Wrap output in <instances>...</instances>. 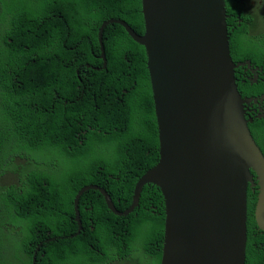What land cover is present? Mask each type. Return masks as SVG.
<instances>
[{"label":"trees","instance_id":"trees-1","mask_svg":"<svg viewBox=\"0 0 264 264\" xmlns=\"http://www.w3.org/2000/svg\"><path fill=\"white\" fill-rule=\"evenodd\" d=\"M11 1L0 0V24L10 25L0 33L7 46L0 45V164L13 163L14 177L0 182V209L5 224L23 233L13 245L17 260L5 264H34L39 245L36 264H114V253L133 262L137 248L128 252L135 242L149 257L146 264H161L165 208L157 186L143 190L128 217L108 211L100 192L85 194L78 206L83 231L73 238L80 230L74 201L81 190L104 189L124 212L137 182L159 160L144 47L121 25L110 24L103 35L106 69L85 65L103 66V22L121 20L143 34L140 0ZM225 1L234 63L251 61L260 70L256 81L243 77L245 68L236 70L239 92L243 99L260 98L264 0ZM146 109L152 123L138 126ZM81 121L92 126L86 134L76 131ZM111 125L117 133L110 134ZM249 131L264 153V120H253ZM256 199L248 193V211ZM255 233L247 223L245 264H264V234Z\"/></svg>","mask_w":264,"mask_h":264},{"label":"water","instance_id":"water-1","mask_svg":"<svg viewBox=\"0 0 264 264\" xmlns=\"http://www.w3.org/2000/svg\"><path fill=\"white\" fill-rule=\"evenodd\" d=\"M140 5L142 35L121 20H109L98 38L103 68L108 25L123 26L144 47L159 160L137 182L124 212L100 187L78 193L74 212L80 230L73 238L83 231L78 206L85 194L100 192L108 211L127 217L143 190L157 186L165 208L161 264H245L248 188H257L255 218L264 233V155L249 133L246 108L260 106L264 97L243 99L238 90L235 70L245 63L235 64L231 56L226 1L140 0Z\"/></svg>","mask_w":264,"mask_h":264},{"label":"flooded vegetation","instance_id":"flooded-vegetation-1","mask_svg":"<svg viewBox=\"0 0 264 264\" xmlns=\"http://www.w3.org/2000/svg\"><path fill=\"white\" fill-rule=\"evenodd\" d=\"M236 23H240L239 21H236ZM10 25L8 24L7 26L5 25H1L0 24V33H3L6 30H9ZM4 38V37H3ZM6 41V39H5ZM0 45H2L3 47L7 48L5 43H2L0 41ZM87 66V64H85ZM84 65H80V67H83ZM258 68V67H255ZM106 68H102L101 70H105ZM258 76V73L249 71V72H245L244 70V74L243 77L246 79H252L255 80L256 77ZM261 98V97H260ZM258 98V99H260ZM256 99V98H253ZM248 113H247V117L248 118H256V117H261L264 120V103L260 106L257 105H252L251 107H248L247 109ZM90 128V127H89ZM102 132V130L100 131ZM85 134V133H84ZM16 161L20 162L21 161V157H16ZM14 164L10 163V161L8 160L7 162L0 164V182H3L5 180H8L12 177H14V174L12 173V171L14 170ZM16 182V181H15ZM2 183H0V187H1ZM257 188L251 190V195H256L255 191ZM1 192V190H0ZM247 200H248V192H247ZM256 203H257V199H256ZM256 203L255 205H253V209L252 211H248L247 208V221H246V227H247V223H249L253 229H255L256 233L255 236L257 237L258 235L264 234L263 232H261V230L258 228L257 223H256V218H255V209H256ZM5 220H6V216L4 213L3 209H0V264H5L6 262L10 261V260H17V255H15V250L13 245L18 242L22 236L23 231H17V227H12L9 225L5 224ZM263 245V244H261ZM126 247V249L128 250V247L125 243V245L123 246V248ZM135 257L133 259V262H128L126 257H122L119 254L114 253L113 256L115 257V261L114 264H146L149 261V257L146 256H142V253L140 251L141 246L138 244V242L134 243V249L131 252H128L129 255H131V253L135 250ZM143 257V260L141 263H139V258Z\"/></svg>","mask_w":264,"mask_h":264},{"label":"clouds","instance_id":"clouds-1","mask_svg":"<svg viewBox=\"0 0 264 264\" xmlns=\"http://www.w3.org/2000/svg\"><path fill=\"white\" fill-rule=\"evenodd\" d=\"M143 19V18H142ZM230 18L228 17V20H229ZM236 21H239L240 23H237V24H239V26H240V24L242 23L238 18H237V20ZM106 22V21H105ZM124 22V21H123ZM228 22V21H227ZM104 23V22H103ZM103 23H102V25H103ZM126 23V22H125ZM236 23V22H235ZM113 24H116V23H113ZM127 24V23H126ZM101 25V26H102ZM129 26V25H128ZM232 28H233V32L235 31V27H233V25H230ZM123 27V26H122ZM101 28V27H100ZM237 28V27H236ZM100 30V29H99ZM143 31H144V29H143ZM228 31H229V24H228ZM105 32V31H104ZM99 34V33H98ZM231 36V34H230V32H229V37ZM130 37V36H129ZM99 39V38H98ZM135 43V42H134ZM104 45V44H103ZM105 50V49H104ZM230 50H231V48H230ZM100 51H101V49H100ZM105 56H106V54H105ZM100 58H101V55H100ZM102 60V59H101ZM103 61V60H102ZM248 62H250L251 63V61H246V62H241V63H245V66L244 67H241V68H239V69H242V68H245V72L246 71H252V69H253V72H256V73H258L260 70H259V68H255V66H253L252 65V63H251V66H248ZM236 64V63H235ZM238 64V63H237ZM103 66H104V61H103ZM103 66H102V68H103ZM106 67H107V59H106ZM86 68H89V69H92V71H102L101 69L102 68H95V67H92V66H90V64H87V66H86ZM96 69H99V70H96ZM238 70V69H237ZM149 73V72H148ZM235 76H236V70H235ZM257 78H258V76L256 77V79L255 80H253V81H256L257 80ZM149 81H150V77H149ZM81 82H82V80H81ZM138 84H137V82L136 81H134L133 82V86L134 87H136ZM150 85H151V82H150ZM239 90V89H238ZM152 91V90H151ZM125 94H128L129 92L127 91V90H124L123 91ZM241 94V93H240ZM264 97V95H262V97L261 98H263ZM260 98V99H261ZM251 99H253V98H251ZM256 99H258V98H256ZM152 101H153V99H152ZM120 103H123V101H120ZM154 104V103H153ZM263 104V103H262ZM261 104V105H262ZM252 105H249L248 107H251ZM258 106V105H257ZM248 107L246 108V113H248V111H247V109H248ZM148 109H146L144 112H141V114H140V116H139V124H138V126H142V125H144V124H147L148 126H150L151 125V123H152V118H151V112H150V110H148ZM154 117H155V123H156V116H155V111H154ZM260 118V119H259ZM246 119H247V121H252L251 122V124H248V130H249V126H251L252 125V123H253V120H262V118L261 117H256V118H248L247 117V114H246ZM76 124H77V129H76V131L78 132V134H86L89 130H91L92 129V126L91 125H88L87 123H85V122H76ZM90 127V128H89ZM156 127H157V123H156ZM86 128V129H85ZM109 128H111V129H113V130H115V131H111L110 130V134H113V133H117L118 132V129L117 128H115V126L114 125H111V126H109ZM100 133H103V131L102 132H100ZM249 133H250V131H249ZM104 134H108L106 131H104ZM157 135H158V130H157ZM250 135H251V133H250ZM253 139V138H252ZM253 140H255V139H253ZM256 142V141H255ZM257 144V143H256ZM158 146H159V139H158ZM259 147V146H258ZM70 148V147H69ZM260 148V147H259ZM261 150V149H260ZM262 152V151H261ZM263 153V152H262ZM263 155H264V153H263ZM157 165V164H156ZM141 179V178H140ZM96 187V186H95ZM154 187V186H153ZM87 188V187H86ZM82 191V190H81ZM80 191V192H81ZM251 190H249V188L247 189V192L249 193ZM251 193V192H250ZM255 193H256V195L258 196V192H257V189H256V191H255ZM82 200V199H81ZM132 201H133V199H132ZM246 202H247V193H246ZM107 203V202H106ZM114 204V203H113ZM132 205V204H131ZM130 205V206H131ZM139 205H140V203H139ZM115 206V205H114ZM139 207V206H138ZM137 207V208H138ZM136 208V209H137ZM117 209V208H116ZM135 209V210H136ZM127 210V209H126ZM125 210V211H126ZM134 210V211H135ZM110 211V210H109ZM111 212V211H110ZM120 212V211H119ZM112 213V212H111ZM132 214V213H131ZM76 216V215H75ZM128 217V216H127ZM246 221H247V213H246ZM75 222H76V219H75ZM246 229H247V227H246ZM164 238V237H163ZM163 248V247H162ZM162 259V258H161Z\"/></svg>","mask_w":264,"mask_h":264},{"label":"rangeland","instance_id":"rangeland-1","mask_svg":"<svg viewBox=\"0 0 264 264\" xmlns=\"http://www.w3.org/2000/svg\"><path fill=\"white\" fill-rule=\"evenodd\" d=\"M10 2L11 3H14V2H12L11 0H7V3H8V5L10 4ZM13 5V4H12ZM263 12V11H262ZM262 14V13H261ZM263 17H264V15H263Z\"/></svg>","mask_w":264,"mask_h":264}]
</instances>
